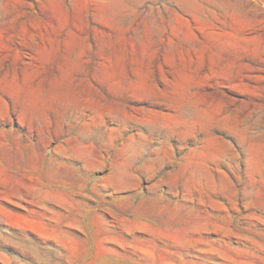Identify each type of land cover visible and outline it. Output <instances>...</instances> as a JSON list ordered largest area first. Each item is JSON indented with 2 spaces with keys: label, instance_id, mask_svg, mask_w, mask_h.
<instances>
[{
  "label": "rangeland",
  "instance_id": "1",
  "mask_svg": "<svg viewBox=\"0 0 264 264\" xmlns=\"http://www.w3.org/2000/svg\"><path fill=\"white\" fill-rule=\"evenodd\" d=\"M0 264H264V0H0Z\"/></svg>",
  "mask_w": 264,
  "mask_h": 264
}]
</instances>
